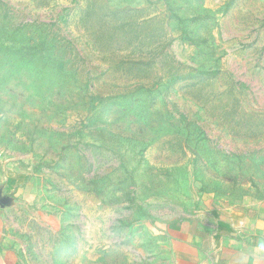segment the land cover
I'll use <instances>...</instances> for the list:
<instances>
[{
	"label": "rangeland",
	"instance_id": "1",
	"mask_svg": "<svg viewBox=\"0 0 264 264\" xmlns=\"http://www.w3.org/2000/svg\"><path fill=\"white\" fill-rule=\"evenodd\" d=\"M264 203V0H0V205L23 264H166Z\"/></svg>",
	"mask_w": 264,
	"mask_h": 264
},
{
	"label": "crops",
	"instance_id": "2",
	"mask_svg": "<svg viewBox=\"0 0 264 264\" xmlns=\"http://www.w3.org/2000/svg\"><path fill=\"white\" fill-rule=\"evenodd\" d=\"M250 209L253 215L216 224L206 236L184 238L186 249L166 264H264V203L251 202ZM12 220V209L0 205V264H23L9 232Z\"/></svg>",
	"mask_w": 264,
	"mask_h": 264
}]
</instances>
